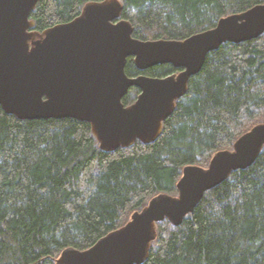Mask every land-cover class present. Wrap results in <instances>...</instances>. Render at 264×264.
<instances>
[{"label": "trees", "instance_id": "16d2710c", "mask_svg": "<svg viewBox=\"0 0 264 264\" xmlns=\"http://www.w3.org/2000/svg\"><path fill=\"white\" fill-rule=\"evenodd\" d=\"M102 0H39L31 30L77 17ZM120 19L142 41L184 40L264 0H120ZM170 65L125 74L164 77ZM128 105V94L122 100ZM264 114V33L207 54L187 93L151 144L104 152L90 125L73 119L18 120L0 107V264H54L123 226L157 194H176L186 166L206 167ZM143 264H264V148L245 170L204 193L178 226L156 224Z\"/></svg>", "mask_w": 264, "mask_h": 264}, {"label": "water", "instance_id": "95a60500", "mask_svg": "<svg viewBox=\"0 0 264 264\" xmlns=\"http://www.w3.org/2000/svg\"><path fill=\"white\" fill-rule=\"evenodd\" d=\"M39 0H0V107L18 120L73 119L86 122L104 152L136 141L155 142L176 102L187 93L208 53L224 43L239 44L264 33V4L220 18L216 25L184 40L142 41L120 19L122 2L86 3L73 20L41 33L29 20ZM131 58L144 72L170 65L164 77L127 76ZM139 91L129 105L123 98ZM264 148V114L230 150L216 152L206 167L186 166L176 194H157L120 228L90 248L63 250L54 264H143L156 238V224L173 226L192 213L204 193L232 172L250 167Z\"/></svg>", "mask_w": 264, "mask_h": 264}, {"label": "rangeland", "instance_id": "374dc122", "mask_svg": "<svg viewBox=\"0 0 264 264\" xmlns=\"http://www.w3.org/2000/svg\"><path fill=\"white\" fill-rule=\"evenodd\" d=\"M138 93H139V91L138 90H136V89H131L130 91H129V93H128V99H129V104H131L135 99H136V97H137V95H138ZM128 104V105H129ZM200 167V166H199Z\"/></svg>", "mask_w": 264, "mask_h": 264}, {"label": "flooded vegetation", "instance_id": "af4514ba", "mask_svg": "<svg viewBox=\"0 0 264 264\" xmlns=\"http://www.w3.org/2000/svg\"><path fill=\"white\" fill-rule=\"evenodd\" d=\"M130 90H131V89H130ZM130 90H129V91H130ZM128 93H129V92H128Z\"/></svg>", "mask_w": 264, "mask_h": 264}]
</instances>
